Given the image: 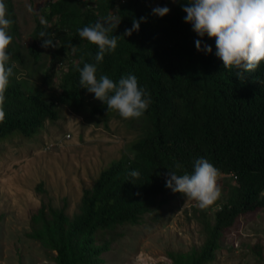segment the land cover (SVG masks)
Masks as SVG:
<instances>
[{"label":"trees","instance_id":"16d2710c","mask_svg":"<svg viewBox=\"0 0 264 264\" xmlns=\"http://www.w3.org/2000/svg\"><path fill=\"white\" fill-rule=\"evenodd\" d=\"M93 0V6L78 0H55L35 17L32 42L19 52L10 45L8 66L15 65L5 92V119L0 123V143L13 137L31 139L45 121H56L60 107L83 115L87 121L103 122L113 115L106 105L79 84L75 65L95 63L98 47L81 39L77 29L115 13L121 18L111 34L121 35L115 51L106 53L97 65V77L114 81L134 74L146 88L151 103L140 119V134L131 143V156L122 155L102 168L81 196L78 214L69 219L63 208L42 203L32 216L28 236L55 251V264H90L102 248L93 250L96 232L133 224L151 207L165 200L166 174L193 171L194 161L206 158L220 174L229 175L225 200L213 212L214 223L201 219L203 244L185 252H169L173 264H208L221 250L220 236L241 215L264 208V62L244 79L235 69L223 68L215 55V38L197 37L184 22L186 13L178 0L168 7L164 0ZM15 20L10 0H4ZM157 6L170 11L152 14ZM138 31L123 36L133 20ZM45 32L46 37H40ZM57 41L54 49L43 40ZM212 47L197 51L195 40ZM91 53V55H89ZM70 55L67 69L52 90L58 62ZM83 57V62H81ZM37 77L39 86L30 82ZM182 165L175 168V163ZM139 173L138 178L129 175ZM180 194V193H179ZM210 207V206H209ZM258 257L263 260V254Z\"/></svg>","mask_w":264,"mask_h":264},{"label":"rangeland","instance_id":"374dc122","mask_svg":"<svg viewBox=\"0 0 264 264\" xmlns=\"http://www.w3.org/2000/svg\"><path fill=\"white\" fill-rule=\"evenodd\" d=\"M10 1L15 15L10 46L24 52L33 39L35 17L55 0ZM78 1L93 6V0ZM164 1L168 7L174 5ZM53 43L57 46V41ZM70 60L68 55L58 62L54 92H59L58 82ZM30 82L40 83L37 77ZM139 122L116 111L106 124L90 122L61 106L59 118L45 121L31 139L13 137L0 143V264H55V251L28 236L35 226L33 214L42 203L63 208L69 219L78 214L82 192L92 186L100 170L122 155H132L129 147L140 134ZM217 183L219 199L203 210L181 193H168L136 223L96 232L91 248L102 250L90 264H173L169 252L200 247L205 239L201 219L214 223L212 214L232 181L221 173ZM219 240L221 250L208 264H264L258 257L261 252L264 258V208L239 216Z\"/></svg>","mask_w":264,"mask_h":264},{"label":"clouds","instance_id":"9594fccd","mask_svg":"<svg viewBox=\"0 0 264 264\" xmlns=\"http://www.w3.org/2000/svg\"><path fill=\"white\" fill-rule=\"evenodd\" d=\"M172 2L177 3L178 0ZM181 7L186 13L184 22L191 25L197 37L207 35L215 38L216 57L222 61L223 68L235 69V76L240 80L245 78V73L255 71L264 62V0H187ZM28 10L31 12L32 8L29 6ZM169 11L167 6H157L152 9V14L163 17ZM144 19H134L132 28L126 29L123 36L138 31ZM120 21L121 18L112 13L94 24L77 29L79 37L96 45L98 51L94 56L95 63L83 62L81 57L83 67L76 64L75 70L79 73L80 86L94 94V98L106 105L108 110L116 111L124 119H138L149 107L151 98L146 88L139 85L136 75H121L118 81L103 73L97 77V65L103 61L106 53L115 51L117 47L121 35L111 33L117 29ZM13 24L4 0H0V123L5 119V92L15 67L8 66L10 54L7 51L13 39L9 34ZM40 37H46V33L41 32ZM41 46L56 47L50 38H45ZM195 47L206 54L212 52V47L206 43L202 45L201 39L195 40ZM174 166L176 169L182 167L178 162ZM129 175L139 177L134 170ZM219 175L218 168L200 157L194 161L191 173L185 171L177 175L175 171L168 170L165 187L196 201L203 210L221 195L217 183Z\"/></svg>","mask_w":264,"mask_h":264}]
</instances>
